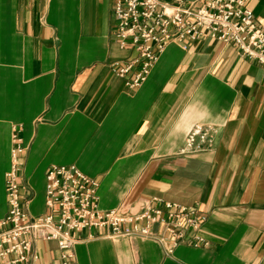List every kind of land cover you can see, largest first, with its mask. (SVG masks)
<instances>
[{"label": "crops", "instance_id": "obj_1", "mask_svg": "<svg viewBox=\"0 0 264 264\" xmlns=\"http://www.w3.org/2000/svg\"><path fill=\"white\" fill-rule=\"evenodd\" d=\"M246 6L264 31V0ZM114 31V0H0V218L16 136L30 216L48 210L53 165L93 178L101 210L157 196L206 216L186 232L203 241L170 252L154 239L92 229L66 263L55 241H33L37 264H264V67L204 36L169 42L130 88L132 75L113 65L136 51ZM196 126L204 138L189 143Z\"/></svg>", "mask_w": 264, "mask_h": 264}, {"label": "built area", "instance_id": "obj_2", "mask_svg": "<svg viewBox=\"0 0 264 264\" xmlns=\"http://www.w3.org/2000/svg\"><path fill=\"white\" fill-rule=\"evenodd\" d=\"M115 37L120 47L130 46L136 55L115 63L113 71L135 87L169 42L182 47L188 40L208 36L233 44L238 52L264 67V31L246 6V0H114ZM204 138L197 126L189 136ZM23 147L14 137L11 167L6 174L8 211L0 218V264H37L35 240L55 241L60 258H72V248L83 231L106 229L112 239L138 236L159 241L170 252L179 242L203 241L196 232L206 216L198 207L153 196L140 200L133 211L101 210L97 206V182L74 165H53L45 174L47 212L30 216L18 181L19 155ZM158 224L163 233L157 234ZM91 236V234H88Z\"/></svg>", "mask_w": 264, "mask_h": 264}, {"label": "rangeland", "instance_id": "obj_3", "mask_svg": "<svg viewBox=\"0 0 264 264\" xmlns=\"http://www.w3.org/2000/svg\"><path fill=\"white\" fill-rule=\"evenodd\" d=\"M201 38V37H200ZM219 41V40H218ZM241 55V54H240ZM241 56H243V55H241ZM246 57V56H245ZM197 127V126H196ZM196 127H194V129L196 128ZM194 129L191 131V133L194 131ZM190 133V134H191ZM190 136V135H189ZM189 139V138H188ZM134 208V209H133ZM136 209V207H134V206H132V208L131 209H129V210H122V209H120V210H122V211H127V212H129V211H133V210H135ZM33 251V250H32Z\"/></svg>", "mask_w": 264, "mask_h": 264}]
</instances>
